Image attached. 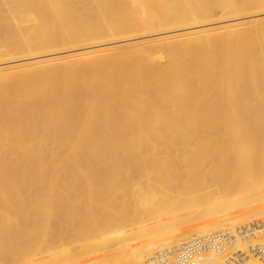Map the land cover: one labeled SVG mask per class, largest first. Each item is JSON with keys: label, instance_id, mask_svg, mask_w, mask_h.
I'll return each instance as SVG.
<instances>
[{"label": "bare ground", "instance_id": "obj_1", "mask_svg": "<svg viewBox=\"0 0 264 264\" xmlns=\"http://www.w3.org/2000/svg\"><path fill=\"white\" fill-rule=\"evenodd\" d=\"M0 264H264V0H0Z\"/></svg>", "mask_w": 264, "mask_h": 264}, {"label": "rangeland", "instance_id": "obj_2", "mask_svg": "<svg viewBox=\"0 0 264 264\" xmlns=\"http://www.w3.org/2000/svg\"><path fill=\"white\" fill-rule=\"evenodd\" d=\"M145 186L144 179L138 178L137 176H134L132 181L126 186L127 187V193H131L135 189H142ZM193 221V220H191Z\"/></svg>", "mask_w": 264, "mask_h": 264}]
</instances>
